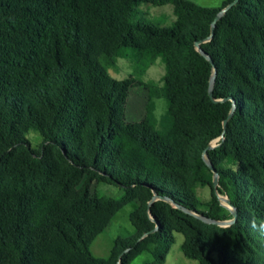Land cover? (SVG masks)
I'll list each match as a JSON object with an SVG mask.
<instances>
[{
	"label": "trees",
	"instance_id": "trees-1",
	"mask_svg": "<svg viewBox=\"0 0 264 264\" xmlns=\"http://www.w3.org/2000/svg\"><path fill=\"white\" fill-rule=\"evenodd\" d=\"M219 7L190 0H0V264H162L173 232L199 264H264V0ZM141 3H171V25L133 20ZM118 58L145 71L164 64L162 86L115 79ZM215 69L213 97L208 84ZM146 90L145 118L128 132L130 90ZM166 112L157 130L153 99ZM233 108V110H232ZM232 110L225 128L223 120ZM40 137L31 145L29 132ZM228 226L204 222L230 220ZM121 189L115 198L96 185ZM209 185L199 209L197 184ZM154 194L168 198L148 205ZM133 234L107 258L89 246L126 203ZM156 231L138 240L156 226Z\"/></svg>",
	"mask_w": 264,
	"mask_h": 264
},
{
	"label": "rangeland",
	"instance_id": "rangeland-1",
	"mask_svg": "<svg viewBox=\"0 0 264 264\" xmlns=\"http://www.w3.org/2000/svg\"><path fill=\"white\" fill-rule=\"evenodd\" d=\"M196 4L207 7H219L224 0H190ZM173 8L171 3L162 5H153L150 3H141L132 15L133 20L151 21L163 26H169L174 20ZM107 71L115 79H123L127 77H135L146 83L152 84L156 88L162 86V78L164 75V64L157 59L145 71L137 70L136 65L127 58H118L116 64L107 67ZM147 92L141 87H134L130 90L129 99L126 106V116L130 123L128 132L136 133L137 125L145 118V103ZM166 112V101L163 97H155L153 99V111L151 119H154V127L161 130L163 127L164 114ZM28 138L31 145L37 146L40 137L29 132ZM217 140H213L211 144H216ZM96 189L101 194H106L115 198H119L122 194L120 188L111 184L99 183ZM196 197L199 200V209L205 210L206 202L210 200V187L205 184H197L195 188ZM223 195L219 196V200L224 203ZM135 209L132 202L124 204L111 218L107 227L99 233L89 246V251L94 257L107 258L113 246L116 237L126 238L133 234V227L129 221V214ZM183 241V235L173 232V240L165 242L167 251L162 264H199L196 259H190L184 256L180 245ZM153 255L147 252L137 255L129 264H144L153 260Z\"/></svg>",
	"mask_w": 264,
	"mask_h": 264
},
{
	"label": "water",
	"instance_id": "water-1",
	"mask_svg": "<svg viewBox=\"0 0 264 264\" xmlns=\"http://www.w3.org/2000/svg\"><path fill=\"white\" fill-rule=\"evenodd\" d=\"M238 2V0H232L230 3H228L224 8H222L217 14L216 16L214 17L212 23H211V32H210V35L209 37H207L206 39L204 40H200V41H196L195 43V46H196V49L206 57V59L208 61H210V63L213 65V62L211 60V58L200 48V44L202 42H205V41H208L212 38L213 36V33H214V29H215V25H216V22L221 18V16L233 5H235L236 3ZM214 80H215V69L213 68V73L210 77V80H209V84H208V94L210 96V98L214 101V102H218V101H221L222 99H215L213 97V87H214ZM233 110V108H232ZM232 110L230 111V113L228 114L227 118H225L223 120V128H225L226 126V123L228 121V119L230 118L231 116V113H232ZM216 144H211V142L207 145V147L204 149L203 151V154H202V157L205 161V163L208 165L209 169L212 171L213 173V179H212V186H213V189L219 199V194L217 193V187H218V173L216 172L214 166L211 164V162L208 160L207 158V155H206V151L212 147H214ZM158 199H163L165 201H170L168 198L166 197H162V196H158L156 194H154V196L152 197L151 201L149 202V205H148V213H149V206L152 202L158 200ZM224 204L226 207H228L231 211H232V215H233V218L230 219V220H224V221H219V220H213V219H209V218H206L200 214H197V213H194V212H191L193 215L201 218L204 222L206 223H210V224H216V225H219V226H228L230 225L231 223L234 222L236 216H237V213L235 211V209H233L232 205L230 204L229 200L227 199V197L225 196L224 197ZM150 215V214H149ZM151 219L156 223V226L151 229L150 231L144 233L138 240H141L142 238L146 237L148 234L156 231V229L158 228V225H159V222L153 218L151 215H150ZM128 249H126L125 251H123L119 257H118V261H117V264H120V258L122 256V254H124Z\"/></svg>",
	"mask_w": 264,
	"mask_h": 264
}]
</instances>
